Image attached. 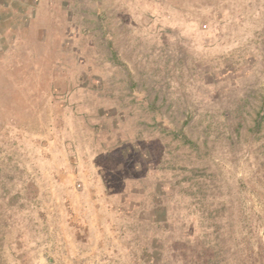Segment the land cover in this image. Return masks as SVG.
<instances>
[{"label":"rangeland","instance_id":"rangeland-1","mask_svg":"<svg viewBox=\"0 0 264 264\" xmlns=\"http://www.w3.org/2000/svg\"><path fill=\"white\" fill-rule=\"evenodd\" d=\"M0 264H264V0H0Z\"/></svg>","mask_w":264,"mask_h":264}]
</instances>
